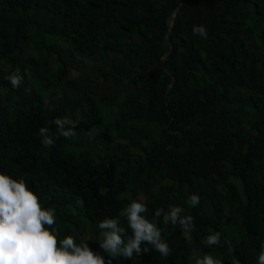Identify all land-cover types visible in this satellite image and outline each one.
Listing matches in <instances>:
<instances>
[{
	"label": "trees",
	"instance_id": "16d2710c",
	"mask_svg": "<svg viewBox=\"0 0 264 264\" xmlns=\"http://www.w3.org/2000/svg\"><path fill=\"white\" fill-rule=\"evenodd\" d=\"M17 67L13 89L4 77ZM65 116L76 136L42 145L39 128L56 132L50 121ZM0 172L55 210L58 240L73 235L105 264L91 240L97 224L118 218L131 235L119 212L134 200L171 255L142 243L149 252L112 264H195L205 254L257 264L264 0H0ZM170 205L194 217L190 241L179 224L154 220ZM215 232L219 245L202 242Z\"/></svg>",
	"mask_w": 264,
	"mask_h": 264
},
{
	"label": "clouds",
	"instance_id": "9594fccd",
	"mask_svg": "<svg viewBox=\"0 0 264 264\" xmlns=\"http://www.w3.org/2000/svg\"><path fill=\"white\" fill-rule=\"evenodd\" d=\"M192 33L201 39H207L208 36L204 25H193ZM4 78L13 89L20 88L23 83L18 67ZM50 123L55 125L56 132H52L49 127L38 130L42 145L55 146L56 140L61 136L66 139L76 136V122L70 117H57ZM199 201L200 197L192 193L188 196L187 203L195 207ZM147 210L145 204L135 200L120 210L119 216L125 218L131 235L121 226L118 218H105L97 224L98 238L91 240H95L107 253V264H112L113 259L130 260L134 254L139 256L149 252V248L141 247L142 243L150 245L163 258L171 255L168 243L161 238V229L141 215ZM184 211L179 205H170L167 211L156 209L153 218L158 221L163 217L166 225L179 224L185 239L190 241L194 217L182 215ZM55 225V210L42 207L37 195L24 180H17L0 172V264H105L103 256L93 252L87 243L78 245L73 235H65L58 240L59 233ZM220 235L215 232L202 242L208 246L219 245ZM194 259L195 264H223L221 260L208 254ZM232 264H239V261L233 260ZM257 264H264V241L260 244Z\"/></svg>",
	"mask_w": 264,
	"mask_h": 264
},
{
	"label": "rangeland",
	"instance_id": "374dc122",
	"mask_svg": "<svg viewBox=\"0 0 264 264\" xmlns=\"http://www.w3.org/2000/svg\"><path fill=\"white\" fill-rule=\"evenodd\" d=\"M54 57L52 56L51 59H53ZM113 112V109L111 107L106 108L105 109V119L106 120H113V115H111V113ZM98 129V128H97ZM220 193H224L225 192V188L224 187H219Z\"/></svg>",
	"mask_w": 264,
	"mask_h": 264
}]
</instances>
